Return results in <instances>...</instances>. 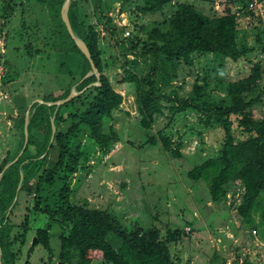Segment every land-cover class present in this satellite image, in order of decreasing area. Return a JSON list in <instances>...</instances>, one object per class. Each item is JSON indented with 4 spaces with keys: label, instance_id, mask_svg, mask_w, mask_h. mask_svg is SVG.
<instances>
[{
    "label": "rangeland",
    "instance_id": "374dc122",
    "mask_svg": "<svg viewBox=\"0 0 264 264\" xmlns=\"http://www.w3.org/2000/svg\"><path fill=\"white\" fill-rule=\"evenodd\" d=\"M76 1L85 25L94 26L99 32L103 73L123 94L124 101L112 119H105L106 130L113 126L120 137L109 155L100 152L88 131L77 139L73 138L70 149H80L83 158L82 168L71 180L72 201L79 203L88 199L93 206L109 208L127 225L130 218H136L146 225H161L163 232L169 228L181 230L179 241L172 246V253L182 264H244L246 261L264 264V229L258 228L257 224H246L237 211L245 192L242 183H230L225 200L213 202L208 185L188 176V171L194 166L221 152L224 139L221 124L214 118L207 126L200 111L173 112L171 104L164 102L165 114L156 117L151 129H145L137 109L136 85L120 82L126 70L144 75L152 67L153 57L140 59L132 54L131 40L145 37L155 25L167 29L171 8L150 13L144 10L146 0H104L103 11L112 18L111 26L117 29L115 36L107 29L108 18L98 11L96 0ZM229 1L173 0L172 3H192L212 17L225 15L227 5L232 4L228 8L238 17V43L242 49L252 48L253 52L237 61L213 53H195L193 66L181 62L177 68L161 55L158 82L162 94L189 97L198 83L204 86V100L218 101L225 97L228 82L249 76L257 62L264 68V0ZM251 2L256 3L253 8ZM46 4V0H0V166L13 157L22 142L21 121L31 111L34 102L42 103L48 98L58 97L64 89L81 92L78 81L84 59L76 52H55V26ZM11 5L15 7L8 10L10 15L4 19V9ZM121 41L125 45H120ZM29 45H32L31 54ZM92 74L95 73L89 72L87 77ZM261 83L247 96L259 99V104L253 107L255 118L264 117V73ZM94 94L90 91L83 95L82 98H86L62 109L61 115L67 117L78 108H84ZM232 119L235 141L249 138L251 134L240 127L239 117L233 116ZM70 125L71 122L56 128L65 132ZM159 131L171 137L175 145H180L182 157L164 150L161 143L152 145L147 142L150 135L157 136ZM33 133L40 137L38 131ZM23 152L4 169L14 164ZM29 152L32 155L36 149L31 147ZM50 154L43 169L56 162L58 147L53 148ZM36 185L37 179H31L28 184L29 187ZM45 189L48 192L44 193L47 195L41 193L40 207L58 205L57 193L61 188H56V184H46ZM24 192L19 195L20 203L14 209L10 222L19 225L27 216L33 228L24 246L20 239L21 227L16 226L11 233L16 264H63L60 258L61 236L67 234L69 227L54 222L50 233L51 251L42 244L32 248L37 229L47 228L51 219L34 209L36 195ZM114 239L120 243L119 239L111 237L112 243H115ZM94 264L109 263L101 258Z\"/></svg>",
    "mask_w": 264,
    "mask_h": 264
},
{
    "label": "trees",
    "instance_id": "16d2710c",
    "mask_svg": "<svg viewBox=\"0 0 264 264\" xmlns=\"http://www.w3.org/2000/svg\"><path fill=\"white\" fill-rule=\"evenodd\" d=\"M65 1L46 0L49 16L55 26L54 50L58 54L73 52L81 54L84 63L78 87L83 92L60 106H50L47 102L66 98L71 93V88L62 90L60 96L48 98L44 100L45 102H34L31 106L32 113L30 111L27 144H25L26 115L22 118V142L19 143L13 157L5 160L0 166L1 173L6 164L17 157L25 147L21 157L6 169L0 183V264H16L17 256L12 250L11 239V233L16 226L22 229L20 235L22 246L33 228L27 216L19 225L10 222L14 209L20 203L19 195L22 191L27 195L35 194L34 209L51 219L47 228L37 229L32 248L42 244L51 251L50 233L54 222L69 227L65 232L67 234L61 236L60 258L63 264H94V261L101 258L109 264H182L172 253V246L179 241L181 230L169 228L163 232L161 225H146L144 221L136 218L132 220L130 218L127 225L109 208L93 206L88 199L79 203L72 201L71 180L82 168L83 154L80 149H70V144L73 138L77 139V136L80 137L84 131H88L100 152L109 155L113 145L120 141V137L113 126L106 130L105 119H112L114 113L121 109L124 96L103 73L102 51L98 43L99 32L94 26L85 25L80 17L78 2L72 0L69 17L73 30L86 42L99 73L87 77L88 73L93 71V67L62 18ZM172 1H145L144 10L150 13L171 8L167 22L169 27L163 29L162 26L155 25L145 37L131 40L130 51L134 56L140 59L153 57L155 61L144 75L126 70L120 82H132L136 85L137 109L141 117L140 123L145 129H151L156 117L165 114L164 102L171 104L170 110L173 112H183L187 109L200 111L206 118L207 126L214 118L217 119L224 130L221 152L218 156L208 158L202 164L194 166L188 171V176L193 181L202 180L208 185L213 202L225 200L227 186L240 181L245 192L237 211L246 224H257L258 228L264 229V117L255 118L253 115V107L259 104V99L247 98L257 85L262 84L263 64L255 63L249 76L228 82L225 97L218 101L204 100V86L198 83L189 97L162 94L158 82L161 55L177 68L181 62L193 66L195 53H213L237 61L254 50L248 47L242 49L238 43V17L228 8L232 4L227 5L225 15L212 17L197 9L192 3L173 4ZM103 4L104 0H96V8L108 18L107 29L116 36L117 29L111 26L112 18L104 13ZM13 7L15 5L5 7L4 19L9 17L8 10ZM119 44L125 45L123 41ZM28 51L32 53V45H29ZM96 82L99 84H93ZM90 84L92 85L88 87ZM90 91H94V97L90 101L86 99L88 102L84 108H78L67 117L61 115L62 109L72 106ZM233 116L239 117L240 127L251 134L249 138L240 142L235 141L232 131ZM53 117L58 128L60 124L71 122V125L65 132L57 130L52 142ZM34 130L40 133V137L33 133ZM147 142L152 145L161 143L164 150L176 157H182L180 145H175L174 140L165 136L162 131H159L157 136L150 135ZM31 147L36 149L32 155L29 152ZM55 147L59 150L58 159L52 166L43 169V164L48 161L51 150ZM31 179H37L36 187L28 186ZM46 184H56V188H61L57 193L60 203L54 207L39 205L41 193L46 192ZM17 195L18 199L14 201ZM111 237H116L120 243L115 239L116 244L112 243ZM244 264L250 263L246 261Z\"/></svg>",
    "mask_w": 264,
    "mask_h": 264
},
{
    "label": "water",
    "instance_id": "95a60500",
    "mask_svg": "<svg viewBox=\"0 0 264 264\" xmlns=\"http://www.w3.org/2000/svg\"><path fill=\"white\" fill-rule=\"evenodd\" d=\"M71 1L72 0H66L63 7H62V18L64 20V22L66 23L67 25V28L70 32V34L72 35V37L74 38V40L76 41L78 47L80 48V50L87 56V58L91 61V64H92V67H93V73L98 74V68L96 67L93 59H92V55H91V52L86 44V42L81 39L80 37H78L74 30H73V27H72V24H71V21H70V17H69V10H70V5H71ZM93 84H99V82H96V83H93ZM92 84L88 85V87H90ZM87 87V88H88ZM83 92V91H81ZM79 94L76 93V92H71L69 94V96H67L66 98L64 99H60V100H57V101H54V102H47L48 105H57V106H60L64 103H66L67 101L71 100L72 98H74L75 96H77ZM29 121H30V110L27 112L26 114V122H25V134H26V142L25 144H27L28 142V136H29V131H28V126H29ZM52 124H53V133H52V139L51 141L53 142L54 138H55V135H56V131H57V128H56V125L54 123V118L52 119ZM25 147L22 149L21 153L24 151ZM9 167V165L0 173V183H1V180L3 178V175H4V172L6 171V169ZM23 181V176H22V179H21V183ZM21 187V184L19 185V188H18V191ZM18 199V195L16 196V199L15 201ZM35 242V240H34Z\"/></svg>",
    "mask_w": 264,
    "mask_h": 264
},
{
    "label": "built area",
    "instance_id": "2783aa9c",
    "mask_svg": "<svg viewBox=\"0 0 264 264\" xmlns=\"http://www.w3.org/2000/svg\"><path fill=\"white\" fill-rule=\"evenodd\" d=\"M255 4H256L255 2H251V3H250V5H251V7H252V8L255 6ZM126 34H127V36H129V35H130V33H129V32H127Z\"/></svg>",
    "mask_w": 264,
    "mask_h": 264
},
{
    "label": "crops",
    "instance_id": "0c3cea01",
    "mask_svg": "<svg viewBox=\"0 0 264 264\" xmlns=\"http://www.w3.org/2000/svg\"><path fill=\"white\" fill-rule=\"evenodd\" d=\"M76 175H77V173H76ZM74 180H76V179H74ZM128 188L130 189L131 188V186H128ZM85 200H87V199H84V200H82L81 202H84ZM32 231V230H31ZM30 231V232H31Z\"/></svg>",
    "mask_w": 264,
    "mask_h": 264
}]
</instances>
